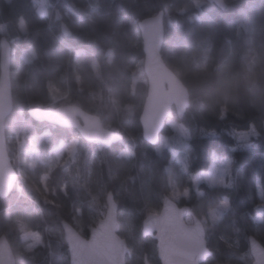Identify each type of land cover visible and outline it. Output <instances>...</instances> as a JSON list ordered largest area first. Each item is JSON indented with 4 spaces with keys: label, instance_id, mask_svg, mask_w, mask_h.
<instances>
[{
    "label": "trees",
    "instance_id": "1",
    "mask_svg": "<svg viewBox=\"0 0 264 264\" xmlns=\"http://www.w3.org/2000/svg\"><path fill=\"white\" fill-rule=\"evenodd\" d=\"M46 1L42 15L38 0H0V41L6 37L12 47L7 146L9 151L21 141L29 148L16 167L21 181L0 199V237L8 238L16 263L71 264L62 222L74 226L77 220L88 237L112 191L119 214L131 217L129 241L123 226L120 232L131 249L127 264H144L145 256L160 264L156 241L141 230L169 196V168L176 190L188 192L178 205H189L201 220L228 203L218 220L207 223L213 255L204 264H252L249 237L264 246V0H223V6L212 0ZM160 12L162 58L190 95L185 115L174 111L167 120L161 135L169 142L162 150L144 141L140 123L148 85L139 23ZM30 49L37 56L25 61L22 53ZM69 104L97 115L124 140L111 148L89 144L75 129L28 115L33 107ZM72 140L75 160L60 163L57 149ZM180 147L189 157L187 170L171 158ZM214 157L232 160L233 183L200 181L196 187L193 175ZM11 209L24 216L14 217ZM29 231L43 241L32 251L21 240Z\"/></svg>",
    "mask_w": 264,
    "mask_h": 264
},
{
    "label": "water",
    "instance_id": "2",
    "mask_svg": "<svg viewBox=\"0 0 264 264\" xmlns=\"http://www.w3.org/2000/svg\"><path fill=\"white\" fill-rule=\"evenodd\" d=\"M165 14L160 12L139 23L145 55L143 69L147 79V96L140 116L143 139L152 147L160 143V136L174 111L185 115L190 105L189 91L182 80L169 68L161 52L165 38ZM65 37L71 35L62 26ZM12 47L6 37L0 41V199H6L19 183V172L12 163L7 146L6 121L14 109L11 79ZM31 119L65 129H75L89 144L98 143L111 148L122 142L124 134L107 128L100 117L76 104L59 107L37 106L29 109ZM106 214L84 237L69 222H62L64 240L71 264H127L131 249L121 235L119 204L112 191L106 195ZM192 218V223L186 219ZM144 238L157 244L160 264H204L213 252L207 243L206 229L189 205L179 206L164 195L159 214H149L142 222ZM252 264H264V246L254 236L249 237ZM0 264H17L6 235L0 237ZM144 264H152L145 256Z\"/></svg>",
    "mask_w": 264,
    "mask_h": 264
},
{
    "label": "rangeland",
    "instance_id": "3",
    "mask_svg": "<svg viewBox=\"0 0 264 264\" xmlns=\"http://www.w3.org/2000/svg\"><path fill=\"white\" fill-rule=\"evenodd\" d=\"M212 1L223 6V0H212ZM38 11L42 15H45L47 13V1L46 0H38ZM21 27L24 29L23 22H21ZM36 56H37V54H36L34 49H30V50L24 51L22 53V58L25 61H31ZM95 68H96V70L98 69L97 65H95ZM144 83L145 84L147 83L146 79L144 80ZM106 127L109 128L108 126H106ZM172 128L177 133V128L174 124H172ZM182 136H185V134H183ZM241 138L247 139L248 136L244 134L241 136ZM176 140L180 143L182 141V138L179 137ZM168 142H169V138L167 136L161 135L160 136V143L157 146L158 150H162L168 144ZM76 146H77V142L75 140H72L68 143H62L56 151L59 162L60 163H66L69 160H71V161L75 160ZM28 149H29L28 146L21 141L16 142L15 146L13 148L9 149L10 157H11L12 163L14 164L15 167H19L21 155L24 152L28 151ZM33 154L34 155H32L31 161H30L31 166L35 165L37 163V158H35V156H37V153L34 152ZM171 158L174 160L176 159V160L180 161L187 170V168L189 166V157H188L187 153L185 152V150H182V147H180L179 149H172L171 150ZM193 177H194V185L196 187L198 186L200 181H205L212 186H228V185H231L233 183L232 160L231 159L230 160H224V159H221L218 157H214L213 162L211 163V165L209 166V168L207 170L199 171V172L195 173L193 175ZM19 179H21V177H19ZM45 179H46V177H43L42 180H45ZM19 181H21V180H19ZM166 183H167V191H168L169 196L173 200H175L176 202H178L179 199L183 195H187L188 192L181 194V192L176 190L175 181L173 180V175H172L171 171L169 170V168H168V174L166 176ZM259 195L262 198V191L260 188H259ZM227 206H228V203L224 202L220 208L216 209V211L212 212L208 217H205V219L201 220L205 226V229H206L207 223H214L216 220L219 219L221 213H223V210L226 209ZM13 209H11L10 211H13L14 217H23L24 216V215L18 214L19 212H16ZM105 209H107L106 205H105ZM159 213H160V211H157L156 209H154L153 211H151L150 214H159ZM101 214L104 217L106 214V211H103ZM120 215L121 214H119L121 226H123V229L126 233V240L129 241V239L131 238V233H132V229H133L131 217L128 214H126L125 216L124 215L120 216ZM192 221H193L192 218L186 219L187 223H192ZM74 227L82 235V233H83L82 224L76 220L74 223ZM21 240H22V243L25 245L24 249L26 251H32L35 248H37L38 246L43 244L41 236L35 231H29V232L24 233L21 236Z\"/></svg>",
    "mask_w": 264,
    "mask_h": 264
}]
</instances>
